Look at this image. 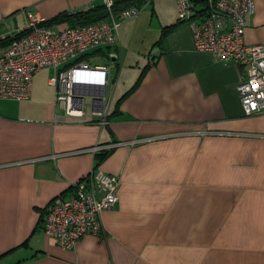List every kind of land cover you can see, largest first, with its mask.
<instances>
[{"label": "crops", "instance_id": "0c3cea01", "mask_svg": "<svg viewBox=\"0 0 264 264\" xmlns=\"http://www.w3.org/2000/svg\"><path fill=\"white\" fill-rule=\"evenodd\" d=\"M252 1L242 41L264 45V0ZM101 4L0 0V39L23 11L48 21ZM164 25L140 62L117 32L112 68L136 72L113 103L109 72L104 125L64 116L35 74L26 100L0 97V264H264V112L243 115L242 70L193 51L185 24L155 44ZM98 147L111 150L99 163ZM91 169L116 177L117 202L97 236L61 250L42 233L45 211Z\"/></svg>", "mask_w": 264, "mask_h": 264}, {"label": "built area", "instance_id": "2783aa9c", "mask_svg": "<svg viewBox=\"0 0 264 264\" xmlns=\"http://www.w3.org/2000/svg\"><path fill=\"white\" fill-rule=\"evenodd\" d=\"M143 1L146 4L150 0ZM174 3L176 20L188 27L193 51L242 70L243 78L234 90L243 115L264 112V45H245L242 41L247 21L253 14V1L174 0ZM102 5L107 12L106 20L59 28L46 26L42 18L23 11L22 27L16 32L25 31V34L0 48V97L26 100L32 76L41 69H52L47 84L52 87L54 104L63 115L84 116L85 97L89 100L90 119L104 125L108 103L104 88L110 68L90 67L77 62V58L113 47L118 26L135 18L142 5L115 13L111 11L112 0H102ZM116 187L115 176L91 169L74 183L68 198L56 197L50 202L42 221V233L61 250H72L84 235L97 236L99 214L111 210L117 202Z\"/></svg>", "mask_w": 264, "mask_h": 264}, {"label": "rangeland", "instance_id": "374dc122", "mask_svg": "<svg viewBox=\"0 0 264 264\" xmlns=\"http://www.w3.org/2000/svg\"><path fill=\"white\" fill-rule=\"evenodd\" d=\"M177 18L176 9L174 0H151L144 5H142L138 15L135 18L128 20L120 24L118 27V34L121 39V42L124 40L122 51L128 53V58L135 60L136 56H139V62L141 58L145 56L147 50L149 48V44H151L153 38H157V29L164 24H169L174 22ZM165 26V25H164ZM62 27L61 25L57 26ZM156 30V31H155ZM154 39V40H155ZM129 44V45H127ZM109 53H107V48H102L99 51L88 52L85 55L77 58V62H82L84 64L89 65L90 67L93 66H107L110 68V76L112 78L117 79L116 85L114 87L112 96H111V103L117 98L120 92V87L125 84L131 83L132 76L136 71H130L129 67L124 65L120 69L119 61L116 66L111 68V59L108 58ZM141 64V63H140ZM140 66V65H139ZM52 69H42L35 74V79L39 81V83L44 84L47 79L52 77ZM117 76V77H116ZM134 77V76H133ZM111 85L106 88L107 94L110 93ZM83 103L85 105L84 112L87 113L88 111V98L83 99Z\"/></svg>", "mask_w": 264, "mask_h": 264}, {"label": "trees", "instance_id": "16d2710c", "mask_svg": "<svg viewBox=\"0 0 264 264\" xmlns=\"http://www.w3.org/2000/svg\"><path fill=\"white\" fill-rule=\"evenodd\" d=\"M149 2H151V0ZM112 3H113V5H112L111 11L115 13V12L122 10L124 8H127L129 6H141L144 4V1L143 0H112ZM106 19H107V12H106L104 6L101 4V5L93 6L86 11H75V12H71V13H61V14L55 16L54 18H52L48 21H45L43 24L46 26H52V25L59 24V23H66L69 27H72V26H84V25L104 21ZM179 24H181V23L176 20L174 24L162 27L159 31V37H158L157 41L155 42V44H158L159 42H161V40L164 37H166L167 34ZM24 34H25V31H20V32H16L15 34H13L11 36H5V37L1 38L0 39V48L7 46L13 40H16V39L22 37ZM99 50L100 49H97L95 51H99ZM143 72L144 71L140 72L139 76L137 77V80L135 81V83L131 89H133L139 83L140 79L142 78ZM125 94L116 102L115 106H117L119 104V102L124 98ZM110 151L111 150H109V149L100 151L95 156L96 161L98 163L100 161H102ZM71 188H73V185L71 186Z\"/></svg>", "mask_w": 264, "mask_h": 264}]
</instances>
